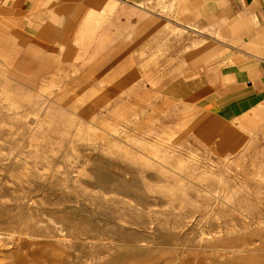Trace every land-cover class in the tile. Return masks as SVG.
I'll use <instances>...</instances> for the list:
<instances>
[{
  "label": "rangeland",
  "instance_id": "374dc122",
  "mask_svg": "<svg viewBox=\"0 0 264 264\" xmlns=\"http://www.w3.org/2000/svg\"><path fill=\"white\" fill-rule=\"evenodd\" d=\"M22 60L0 56V264H264V121L204 144L181 105Z\"/></svg>",
  "mask_w": 264,
  "mask_h": 264
},
{
  "label": "crops",
  "instance_id": "0c3cea01",
  "mask_svg": "<svg viewBox=\"0 0 264 264\" xmlns=\"http://www.w3.org/2000/svg\"><path fill=\"white\" fill-rule=\"evenodd\" d=\"M1 55L59 87L181 105L204 144L264 121V0H0Z\"/></svg>",
  "mask_w": 264,
  "mask_h": 264
}]
</instances>
